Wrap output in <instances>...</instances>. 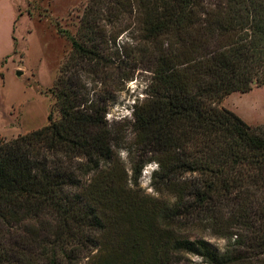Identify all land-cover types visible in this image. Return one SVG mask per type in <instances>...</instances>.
<instances>
[{
	"label": "trees",
	"instance_id": "16d2710c",
	"mask_svg": "<svg viewBox=\"0 0 264 264\" xmlns=\"http://www.w3.org/2000/svg\"><path fill=\"white\" fill-rule=\"evenodd\" d=\"M132 23L143 44L108 50ZM71 42L52 89L59 118L0 139V232L50 217L44 264L83 253L89 264H175L181 252L264 264V125L217 105L264 82V0H90ZM124 62L151 72L130 123L132 177L137 185L155 162L152 185L169 198L141 196L113 162L126 134L107 121L101 86L131 77ZM194 227L224 237L225 249L180 232ZM28 236L12 245L19 264H34ZM3 247L0 264H13Z\"/></svg>",
	"mask_w": 264,
	"mask_h": 264
},
{
	"label": "rangeland",
	"instance_id": "374dc122",
	"mask_svg": "<svg viewBox=\"0 0 264 264\" xmlns=\"http://www.w3.org/2000/svg\"><path fill=\"white\" fill-rule=\"evenodd\" d=\"M90 0H0V139L11 140L45 126L52 119L59 118L54 107L55 97L52 89L60 74V68L72 49V38L76 36L80 19ZM108 32L118 29L107 27ZM137 25L122 30L114 41L109 40L107 49L120 52L142 45ZM145 61V58L142 59ZM140 61V60H138ZM126 62L121 63L125 72H131L129 79H124L121 72L112 77L115 84L101 86L104 93L111 95L106 113L107 121L124 130V141L115 150L113 162L123 169L127 184L143 197L154 199L169 198L152 185V174L157 168L155 162L146 163L134 182L131 172L132 133L130 132L132 112L147 94L151 72L144 63L132 68ZM20 71V74H17ZM89 86L100 91L97 84ZM106 88V89H105ZM234 111L251 126L264 125V82H253L246 92L235 91L226 95L218 104ZM124 134V135H125ZM92 174L83 179L88 180ZM53 220L50 217L39 221L11 227L0 232V242L11 256L13 264H19L16 246L24 236H31L29 245L34 264H44L40 258L42 239L49 238ZM25 225V226H23ZM127 225V223L125 224ZM180 232L190 238L202 237L215 250L222 252L227 240L212 232L209 228H181ZM27 235V236H26ZM28 243V242H27ZM29 246V247H30ZM41 249V250H40ZM94 250L91 255L94 254ZM88 257L81 254L74 264H89ZM175 264H209L204 258L187 252L177 254ZM63 264H67L66 262Z\"/></svg>",
	"mask_w": 264,
	"mask_h": 264
},
{
	"label": "water",
	"instance_id": "95a60500",
	"mask_svg": "<svg viewBox=\"0 0 264 264\" xmlns=\"http://www.w3.org/2000/svg\"><path fill=\"white\" fill-rule=\"evenodd\" d=\"M21 72L20 71H17V74H20Z\"/></svg>",
	"mask_w": 264,
	"mask_h": 264
}]
</instances>
